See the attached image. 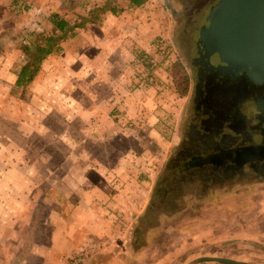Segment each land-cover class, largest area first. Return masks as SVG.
<instances>
[{
	"label": "crops",
	"instance_id": "0c3cea01",
	"mask_svg": "<svg viewBox=\"0 0 264 264\" xmlns=\"http://www.w3.org/2000/svg\"><path fill=\"white\" fill-rule=\"evenodd\" d=\"M104 1L97 4L86 0L88 4L76 8L61 0H37L40 10L35 21L21 25L25 34L0 35V264H69L84 247L91 250L89 264H145L146 254L162 250L176 234L177 240L187 238L197 243H217L219 232L213 230L221 227L231 231L221 240L232 241L238 238L235 234L244 235L236 222L221 226L206 216L204 210L209 206H203L201 211L196 210L200 215L181 218L184 233H179L177 226L174 228L178 233L169 229L148 231L145 246L134 244L139 221L145 215L139 206L147 210L149 204L139 194L145 186L138 184L136 165L126 160L124 165L121 161L107 168L91 162V151L83 145L91 139L103 142L106 136H132L136 140L143 139L145 132L149 138L154 136V116L141 113L144 107L153 108L150 99H141L143 79L138 81L139 88L132 95L137 99L131 100V106L127 107L122 99L128 92L119 98L116 93L120 83L125 82L126 88L132 84L130 78L123 82L130 72L129 65L136 62L140 67L141 55L154 54L155 42L165 38L171 7L152 6L150 0L136 7L129 0L131 5L124 8L135 9V17H139L133 21L128 18L134 14L129 16L123 9L119 13L114 2L115 14L108 10L99 16L98 23L90 22L109 2ZM53 15L71 26L80 17L89 22L61 43L60 52L43 62L40 73L23 92L16 83L18 73L28 63L24 48L32 49L35 35H59L52 24ZM117 15L122 16L118 19ZM114 18L117 21L113 28L108 24ZM166 45L162 42L157 51L167 49ZM126 107L127 111L136 109L129 111L131 118L119 113ZM49 118L50 124L65 126L55 131L46 126ZM130 124L136 127L132 130ZM46 136L51 142L67 146V161L55 165L53 156L63 150L42 152L35 146L34 138L44 140ZM80 146L83 149L78 152L76 148ZM60 170L66 173L58 176ZM41 204L48 205L49 230L38 221L42 217L37 205ZM99 250L114 252L116 257L104 260ZM163 261L160 257L154 264Z\"/></svg>",
	"mask_w": 264,
	"mask_h": 264
},
{
	"label": "flooded vegetation",
	"instance_id": "af4514ba",
	"mask_svg": "<svg viewBox=\"0 0 264 264\" xmlns=\"http://www.w3.org/2000/svg\"><path fill=\"white\" fill-rule=\"evenodd\" d=\"M219 1L171 0L176 46L187 63L191 88L179 144L134 236L139 248L145 246L148 231L177 226L184 233L177 215L195 213L218 191L264 188V69L236 65L203 45Z\"/></svg>",
	"mask_w": 264,
	"mask_h": 264
},
{
	"label": "rangeland",
	"instance_id": "374dc122",
	"mask_svg": "<svg viewBox=\"0 0 264 264\" xmlns=\"http://www.w3.org/2000/svg\"><path fill=\"white\" fill-rule=\"evenodd\" d=\"M27 1L31 2L33 9L28 14H25L24 12H21L20 9H18V6H23ZM90 1L91 3L99 4L104 0ZM168 1L170 4L169 7H172L171 0ZM36 2L37 0H0V35L6 32H8L9 36L14 37L25 34V28L21 25L23 23H31L32 20L33 22L35 21L34 19L40 10ZM61 2L64 4L69 3L71 5L73 3L76 5V8H81L82 5L88 4L86 0H61ZM128 2L129 0H115V8L119 13L123 9L125 13H129V16L134 14L128 19L136 21L139 19V17H135L136 12H133L135 9L130 10V8H124L128 7V5H131ZM159 4L162 3L158 0H150V5L152 6L156 5V7H159ZM162 7L166 9L165 6ZM174 9L177 10L179 7L176 6ZM79 12L80 14H84L83 9H80ZM74 14L76 15V13ZM124 14L122 13V15ZM122 15H117L116 18L119 19V16ZM116 18H114V22L111 21L108 25L113 27L117 21ZM128 19H125V21ZM168 23L170 30L166 29L165 38L160 37L159 42H155L154 44V50H156V52L154 54H145V56H149L152 61V73H148V70L143 65L137 67V63L134 61V65H129L130 72L128 76L126 75L125 70H123L127 77L124 78L123 82L125 79L130 78L129 80H132V84H130L129 87L127 86V89L124 86L125 82L120 83V88L116 93L119 98L123 97L126 92H128V96H124L122 99L126 100L125 103L127 107L131 106L134 103L131 100L137 99L135 95H132L134 92H136V89L139 88L138 81L142 82V79L146 81L153 79V82L149 87H140V93H143L141 99L146 100L144 97H147L153 103V108L148 109L147 107L143 106L144 110H141V113H145L147 117L148 114H152L154 116V136L149 138L147 135H145L146 132L145 134H142L143 139L140 137L139 140H136L132 136L126 139L121 138V136H106L107 139L103 140V142L96 143L91 139L89 142H86L87 144L85 143L83 145L84 147L89 148L91 151V162L95 161L96 163L105 165L107 168L119 165L121 161L124 165L126 160L128 163H133V165H136L137 173L135 176L138 177V184H143L145 186L143 192H141L142 189H139V194L144 199L146 198L145 201L148 203L150 202L152 193L157 183L165 173H163V171L170 155L175 151V148L179 144V136L183 129L184 112L186 109V97L189 94L188 93L187 96L180 98L175 92L173 79L169 74V69L174 63H181L188 75L189 72L187 63L183 59L178 47L176 46L174 30L177 24L175 21L174 12L171 10L169 12ZM28 34L29 33H26V35ZM162 42L167 44V49L164 54L160 51V48L159 51H157L159 45H161ZM124 88L126 89L123 92L120 91V93L119 90ZM127 107L126 111L121 110L122 112L120 111L119 113H123V115L126 116L129 114V111L133 110L132 112H134L136 110L129 109L127 111ZM139 112L137 114H139ZM112 113L114 114V110ZM130 115L131 113L128 117L131 118ZM151 118L152 117L149 115L148 119ZM129 121H134V118ZM50 122L51 120L49 118L46 126H52L54 130L56 127H59L58 131H61V129L65 126V124L52 125ZM76 126L78 127V125ZM130 126V128L133 130V128L136 127V124H130ZM107 128L110 130L109 126H107ZM46 137L47 139L44 140L40 138H34L33 142H35V146L42 150V152H50L52 149H55V151L58 149L59 152L63 150L60 155L53 156V164L55 165L60 164L63 160L67 161L65 156L67 146L58 142H51L50 137ZM147 145L150 147L148 150L145 149ZM82 149L83 147L81 146L76 148L78 152L82 151ZM50 163L51 160L49 164ZM65 173V171L60 170V172H57V175L61 176ZM212 196V201H210L212 199L211 198L208 200V203H200L198 205L200 211L201 208H204L203 206H209L204 210L206 216L210 218L212 217L214 221L219 222L218 224L221 226L230 224V222H236V226L241 227L244 235L242 236V234H235V236L238 238L232 241L221 240L227 232H229L228 237L231 233V231H228V229L223 226L224 228L221 227L216 229V231L213 230L214 232H219V239L217 243L210 241L197 243L192 239L187 238L176 240L171 244L168 242L162 247V250H159L158 252L153 251L146 254L144 257L146 261L145 264H154L160 257L161 259H164V261L160 262V264H188L192 260L204 256L226 257L245 261L250 264H264V188H251V190L248 192H245L244 188L241 187L225 188L222 191L216 192V194H213ZM215 199L217 201H215ZM233 203L234 205H232ZM211 204H213L212 207ZM230 204L231 206L228 207ZM37 207L39 208L40 216L42 217V219L38 221L43 222L42 225L45 230H49L50 226L47 224L48 220L46 219V214L49 212L48 205L41 204L37 205ZM139 210L144 211V213L146 211V209H142L141 206H139ZM197 215H200V213L197 211L195 214L194 212L188 211V213H182L180 215L178 214L177 218L181 219L193 216L195 217ZM222 218L224 220H222ZM169 230L174 231V228L172 229V227H170ZM125 241L126 239L123 242L125 243ZM99 253L103 255L105 258L104 260L107 259L110 261L116 257L113 254L114 252L106 253L99 250L98 254Z\"/></svg>",
	"mask_w": 264,
	"mask_h": 264
},
{
	"label": "water",
	"instance_id": "95a60500",
	"mask_svg": "<svg viewBox=\"0 0 264 264\" xmlns=\"http://www.w3.org/2000/svg\"><path fill=\"white\" fill-rule=\"evenodd\" d=\"M203 45L228 56L236 65L264 69V0H220L212 10ZM170 174L169 171L166 173ZM250 264L204 256L188 264Z\"/></svg>",
	"mask_w": 264,
	"mask_h": 264
},
{
	"label": "trees",
	"instance_id": "16d2710c",
	"mask_svg": "<svg viewBox=\"0 0 264 264\" xmlns=\"http://www.w3.org/2000/svg\"><path fill=\"white\" fill-rule=\"evenodd\" d=\"M133 6L139 7L147 0H130ZM115 0H109L106 5L99 9L95 13V17L90 22L98 23V18L101 14L110 10L115 14L114 8ZM87 18L80 17V21L71 26L69 23L60 20L58 15L52 16V24L59 31V35H46L45 33L35 35L32 42V49L24 48V52L28 57V63L18 73V80L16 85L25 92L29 86L34 82L38 74L42 69L43 62L55 52L61 51V43L66 41L70 37H74L78 32V28H83L85 24H88ZM140 62L142 65L152 73L153 65L150 62V58L145 55H141ZM169 74L173 79L175 92L183 98L190 92L191 81L190 77L185 71L184 66L181 63H174L169 69Z\"/></svg>",
	"mask_w": 264,
	"mask_h": 264
},
{
	"label": "built area",
	"instance_id": "2783aa9c",
	"mask_svg": "<svg viewBox=\"0 0 264 264\" xmlns=\"http://www.w3.org/2000/svg\"><path fill=\"white\" fill-rule=\"evenodd\" d=\"M158 1H160L163 4V6L169 8L168 0H158ZM18 9H20L21 12H24L26 14V13H29L33 9V5L31 4V2L27 1L26 4H24L23 6H18ZM160 51L164 54L166 52V47H161ZM150 62H152L151 59H150ZM139 63L141 66L142 63L141 62ZM147 72L150 73L149 70ZM152 82H153V79H149V81L143 80V85L145 87H149ZM90 257H91V250L89 249V247H84L74 257H72V259H70L69 264H89Z\"/></svg>",
	"mask_w": 264,
	"mask_h": 264
}]
</instances>
